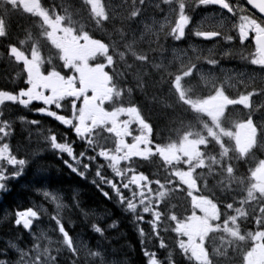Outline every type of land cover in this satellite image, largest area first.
<instances>
[{"label": "trees", "instance_id": "1", "mask_svg": "<svg viewBox=\"0 0 264 264\" xmlns=\"http://www.w3.org/2000/svg\"><path fill=\"white\" fill-rule=\"evenodd\" d=\"M22 25L17 19L12 21L10 39L17 38ZM114 29L112 33H119ZM119 29L123 30L121 26ZM112 59L115 64L122 57L117 55ZM153 75L141 67L134 71L141 99L137 106L151 127L145 145L148 151L142 158L133 157L110 167L98 157L96 150L105 146L113 150L114 136L107 133L103 143L93 132V143L85 142L82 137L74 145L81 161L76 167L86 173L80 176L65 165L63 154L58 158L45 145V138L60 126L33 112L27 113L31 124L29 121L24 124L30 129L28 134L22 131L26 127L23 123V127L14 126L9 143L14 154L25 159L27 169L9 187L10 192H1L0 264H16L18 254L11 246L41 247L42 238H30L21 224L11 220L15 212L29 208L38 215L29 235H41L45 229L53 236L54 247L48 248V264H221L196 260L180 241L182 234L178 233L177 224L187 221L195 211L189 189L176 172L187 163L214 175L225 172L229 157L235 153L226 149L231 137L222 135L226 132L217 120L201 117L199 112L181 111L177 104H167L170 103L167 87L161 78L157 81ZM22 76L14 65L0 61V89L15 91ZM185 145L193 146L191 157L183 153ZM170 151L177 158L165 159L161 154ZM84 165H90L91 169ZM134 174H140L142 179L136 182ZM37 188L54 192L63 201L62 210L55 218L36 211L40 209L39 201L49 210L52 208L35 193ZM104 192L109 196L105 197ZM46 216L52 218L47 225L43 222ZM57 228L61 231L60 241L56 238ZM222 264H233L230 255Z\"/></svg>", "mask_w": 264, "mask_h": 264}, {"label": "rangeland", "instance_id": "2", "mask_svg": "<svg viewBox=\"0 0 264 264\" xmlns=\"http://www.w3.org/2000/svg\"><path fill=\"white\" fill-rule=\"evenodd\" d=\"M183 1L184 0L173 1L174 8L182 7L183 4L181 3L177 4V2H183ZM210 16H211L210 14L200 15L196 23V26L203 27L205 25H208V19ZM151 24H153L152 21L142 22L144 33L147 32ZM93 46L94 45L91 43L88 44V47H93ZM192 49H193L194 54H191L190 56L188 55L190 60L192 59L193 55H197L200 53L201 48L197 49L196 47L192 46ZM206 49L209 50V48H206ZM177 57L181 59V61H185L187 63V60L184 59L185 54L179 53ZM175 60L176 58L175 57L173 58L172 56V58H170L165 64H168V65L174 64ZM68 62L71 67L73 65L76 71H79L85 67L84 62L80 59L75 60V61H72V59H69ZM155 68H156V65H155ZM194 69L198 72L199 76L203 75V78H205L207 83L210 82L209 84H211L214 87H216L217 85L223 86L224 89L227 90L228 92L231 91L230 89L234 88L235 83L237 79L239 78V73H236L234 69L229 68L227 66H223V65L221 66L213 65L207 68H200V69H197L195 67ZM205 72H208L207 76H205ZM157 81H159V79ZM29 94L31 96L34 94L33 87L29 90ZM100 94L103 100H99V103H96L95 94L92 97L87 96L85 98L82 108L79 112V116H78V125H77L78 132L86 131L87 129L90 128L89 126L102 124L103 122L110 123L112 128L118 130L119 136H120V144L117 149V152L111 156V158L114 161L126 159L134 153H141L142 150H141L140 145L142 144V141L145 138L143 133H141V138H139L138 141L129 143L127 140V138L131 136L130 126L134 122L132 112L122 111L120 109H116L112 111L104 110L102 108V104L106 100L105 98H108V96L104 92H100ZM222 97H223V102L225 104H230V101L227 98H225V96H222ZM6 99H8L7 95H5L4 93L0 95V101L6 100ZM216 100L217 98H214V101ZM202 102L203 100L200 101V103ZM210 107L216 110V107L214 106V104H210ZM119 113L122 115H119ZM118 115L120 119L122 117L121 124L118 123ZM244 126L246 125H242L241 127H244ZM238 135H239V141L243 145L244 144L243 141L245 138V132L240 129ZM184 150L190 151L192 149L190 147H186ZM0 155H6V149L3 148L0 151ZM182 177L185 181H187L189 185L192 186L194 184L191 176L188 173H185ZM54 203L56 204V206H58L59 202L56 200L54 201ZM196 203L200 211L199 215L192 218L190 222L183 224L180 227V230L183 231L187 235V241H186L187 246L198 257L204 258V257H207V254H208V252L206 251V245H205L206 236L208 235V232L212 228L211 222L217 219V217L215 216L214 209H213L214 205L212 203L206 204L201 199H196ZM45 243H46V250H48L49 241H47L46 239ZM219 243H220L219 250L226 248L225 241H219ZM215 251H216V248L214 246V252Z\"/></svg>", "mask_w": 264, "mask_h": 264}, {"label": "flooded vegetation", "instance_id": "3", "mask_svg": "<svg viewBox=\"0 0 264 264\" xmlns=\"http://www.w3.org/2000/svg\"><path fill=\"white\" fill-rule=\"evenodd\" d=\"M15 7L17 5L19 0H10ZM43 1V0H41ZM226 3L230 6L231 8V14L228 15V19L232 20L231 24H229V29L228 33L230 34V37L228 38L230 48L234 51L237 52L236 56H243L240 54L246 53L250 57L257 58L261 63L262 61L259 58V55L257 53V47L255 44V38L261 34H264V18L261 16L260 11H255L253 10L250 5L248 0H224ZM258 2H262V0H257ZM2 3H6L5 0H0ZM127 2V0H126ZM29 5L32 3L31 0H28L27 2ZM112 3V2H111ZM10 4H6V9H9ZM211 7V5H210ZM3 8V9H5ZM264 10L263 8H260ZM1 11V9H0ZM119 12L117 9L114 11L115 16H119L115 21L122 24L125 23L126 17H122L121 15H128V10L123 13ZM112 13V11H111ZM3 21L8 20L10 18V14L7 13V16L4 15V13L1 14ZM152 18H156L159 20V12L157 11L156 13H152ZM171 19V29L169 31V38L172 37V31L173 28L174 30L177 31L176 28V21L180 22L181 18L176 16H173L172 18L170 16H166L164 19ZM163 19V17H162ZM112 22V19H108V25ZM158 22H156L152 32L149 35H145L146 39L148 40V50L145 51V53H149L152 55H158V39H157V33H158ZM180 32H183L185 35H188V31L183 28V26H180L178 29ZM111 31V30H110ZM109 31V32H110ZM133 32V31H132ZM111 33V32H110ZM133 34V33H132ZM139 33L135 37L133 35V40H135L138 43V38H139ZM196 39H200L199 37ZM252 64L249 66L251 70L254 72L252 74L253 81L250 82L249 84L247 83H242L243 85L238 86L239 93L243 89H248L254 92L253 95V103L252 107L257 108L259 107L262 102H264V66L261 68V64L257 62V60L254 59V62H251ZM263 64V63H262ZM59 78V74L54 75V80L57 81ZM97 81H93L92 84H97L99 87L103 88H110V80H107L106 78V83L101 84L98 79ZM238 80V79H237ZM65 83H58V86H63ZM71 89H78L77 87L74 88L73 86L70 85ZM51 90H55V86L52 85L50 86ZM79 90V89H78ZM207 90V88H206ZM238 93V94H239ZM261 118V117H260ZM259 233H262L258 238H256L253 241V244L257 246L256 252H257V258L256 262L257 264H264V226L260 227Z\"/></svg>", "mask_w": 264, "mask_h": 264}, {"label": "snow or ice", "instance_id": "4", "mask_svg": "<svg viewBox=\"0 0 264 264\" xmlns=\"http://www.w3.org/2000/svg\"><path fill=\"white\" fill-rule=\"evenodd\" d=\"M181 35H183V33H181ZM0 131H3L2 129H0ZM5 148H8V145L4 146ZM52 147L54 149H60L63 153H66L68 155V157L72 158L73 160H75V157L73 155V149L69 148L68 146L64 145V144H60V143H56L55 142V137H53V144ZM7 160L8 164L12 167H16L19 166L20 170L18 172H14L12 173V177L19 179V177L21 175H23V169L26 167L27 162L22 159V158H17L13 155H11V153L9 152L7 155H0V160ZM75 163L79 164L81 163V161H75ZM65 165L67 167L70 168L71 171H73L74 173L80 175V176H85L86 173L79 171V169L77 167H75L72 163H69L67 160H65ZM86 168H88L89 170L91 169L90 165H84ZM7 171V169H2L0 170V180H7L9 177L5 176L4 173ZM97 175L99 176V172L97 173ZM95 181H93L94 183ZM112 188H115V185L112 184L110 185ZM0 191L6 192L9 191V189L7 188L5 183H0ZM46 199L47 198H51L53 201L57 200V195L54 192H49V191H43L41 193ZM105 195V197H108L109 194L108 192H104L103 193ZM59 206V203H58ZM27 213H30L31 215L35 216L36 213L33 211L32 208H29L26 210ZM25 220H27V216H25ZM20 222L17 221V224H19ZM31 223L30 220H27V223L25 224V227H27V224ZM98 232L101 231L99 228L96 229Z\"/></svg>", "mask_w": 264, "mask_h": 264}]
</instances>
